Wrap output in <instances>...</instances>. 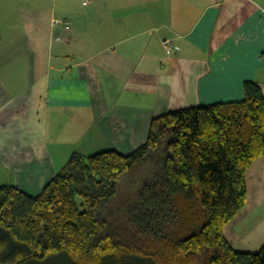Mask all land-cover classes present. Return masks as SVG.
Returning <instances> with one entry per match:
<instances>
[{
	"label": "crops",
	"instance_id": "1",
	"mask_svg": "<svg viewBox=\"0 0 264 264\" xmlns=\"http://www.w3.org/2000/svg\"><path fill=\"white\" fill-rule=\"evenodd\" d=\"M246 81L264 97V0H0V168L36 196L72 153L128 155L153 119L242 101ZM246 186L224 236L256 253L264 156Z\"/></svg>",
	"mask_w": 264,
	"mask_h": 264
},
{
	"label": "trees",
	"instance_id": "2",
	"mask_svg": "<svg viewBox=\"0 0 264 264\" xmlns=\"http://www.w3.org/2000/svg\"><path fill=\"white\" fill-rule=\"evenodd\" d=\"M172 111L144 145L72 153L36 196L0 187V264H264L225 227L245 207L264 156V97Z\"/></svg>",
	"mask_w": 264,
	"mask_h": 264
},
{
	"label": "rangeland",
	"instance_id": "3",
	"mask_svg": "<svg viewBox=\"0 0 264 264\" xmlns=\"http://www.w3.org/2000/svg\"><path fill=\"white\" fill-rule=\"evenodd\" d=\"M79 149H82V147H78ZM3 185H11V179L8 177V175L5 174V172L0 168V187Z\"/></svg>",
	"mask_w": 264,
	"mask_h": 264
},
{
	"label": "built area",
	"instance_id": "4",
	"mask_svg": "<svg viewBox=\"0 0 264 264\" xmlns=\"http://www.w3.org/2000/svg\"><path fill=\"white\" fill-rule=\"evenodd\" d=\"M53 25L65 27V20H54ZM167 43V41L164 42L165 45H167Z\"/></svg>",
	"mask_w": 264,
	"mask_h": 264
}]
</instances>
